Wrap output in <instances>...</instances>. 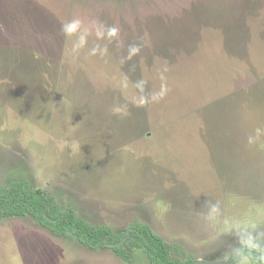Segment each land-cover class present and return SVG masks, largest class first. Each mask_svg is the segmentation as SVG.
Returning <instances> with one entry per match:
<instances>
[{
  "label": "rangeland",
  "instance_id": "374dc122",
  "mask_svg": "<svg viewBox=\"0 0 264 264\" xmlns=\"http://www.w3.org/2000/svg\"><path fill=\"white\" fill-rule=\"evenodd\" d=\"M18 178L197 260L264 254V0H0V187ZM0 264L151 262L24 216Z\"/></svg>",
  "mask_w": 264,
  "mask_h": 264
},
{
  "label": "trees",
  "instance_id": "16d2710c",
  "mask_svg": "<svg viewBox=\"0 0 264 264\" xmlns=\"http://www.w3.org/2000/svg\"><path fill=\"white\" fill-rule=\"evenodd\" d=\"M24 216H32L52 233L95 250L107 248L127 237L122 245L111 247L125 261H131L132 253L141 249L151 264H201L179 245L169 244L147 223L134 222L130 234L117 232L106 224L89 221L71 207L59 205L48 191L34 188L27 179L10 180L0 187V221ZM172 249L180 257L173 256ZM243 254L254 264H264V254L255 246H247Z\"/></svg>",
  "mask_w": 264,
  "mask_h": 264
},
{
  "label": "water",
  "instance_id": "95a60500",
  "mask_svg": "<svg viewBox=\"0 0 264 264\" xmlns=\"http://www.w3.org/2000/svg\"><path fill=\"white\" fill-rule=\"evenodd\" d=\"M128 234H130L131 232V228H129L127 230ZM126 238H123L122 241H120L119 243L116 244H111L110 247H114V246H120V244L122 245L125 241ZM247 248V246H243L241 247L238 252L235 254V256L228 261H206V260H197L196 263H201V264H235L241 257V255L244 253L245 249Z\"/></svg>",
  "mask_w": 264,
  "mask_h": 264
},
{
  "label": "clouds",
  "instance_id": "9594fccd",
  "mask_svg": "<svg viewBox=\"0 0 264 264\" xmlns=\"http://www.w3.org/2000/svg\"><path fill=\"white\" fill-rule=\"evenodd\" d=\"M71 28V25L65 26V31H68Z\"/></svg>",
  "mask_w": 264,
  "mask_h": 264
},
{
  "label": "crops",
  "instance_id": "0c3cea01",
  "mask_svg": "<svg viewBox=\"0 0 264 264\" xmlns=\"http://www.w3.org/2000/svg\"><path fill=\"white\" fill-rule=\"evenodd\" d=\"M249 87H251V86H249ZM249 87H238V88H242V89H245V88H249Z\"/></svg>",
  "mask_w": 264,
  "mask_h": 264
}]
</instances>
